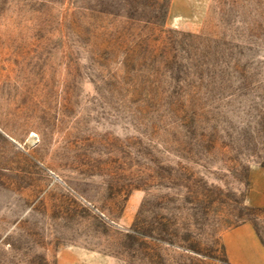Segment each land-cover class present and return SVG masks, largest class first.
Instances as JSON below:
<instances>
[{
  "label": "rangeland",
  "instance_id": "rangeland-1",
  "mask_svg": "<svg viewBox=\"0 0 264 264\" xmlns=\"http://www.w3.org/2000/svg\"><path fill=\"white\" fill-rule=\"evenodd\" d=\"M0 264H264V0H0Z\"/></svg>",
  "mask_w": 264,
  "mask_h": 264
}]
</instances>
